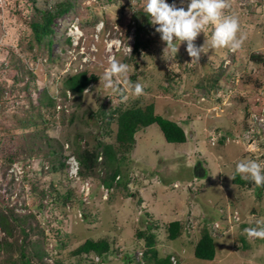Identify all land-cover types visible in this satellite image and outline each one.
I'll list each match as a JSON object with an SVG mask.
<instances>
[{"label":"rangeland","instance_id":"rangeland-1","mask_svg":"<svg viewBox=\"0 0 264 264\" xmlns=\"http://www.w3.org/2000/svg\"><path fill=\"white\" fill-rule=\"evenodd\" d=\"M64 2L72 8L55 16L53 33L37 41L31 22L42 17L38 9L55 13ZM229 4L225 12L238 17L243 45L235 52L206 49L199 63H191L186 44L175 58L163 54L166 45L152 25L142 36L150 42L134 51V15L143 11L144 0H14L0 10V214L10 223L5 225L9 233L0 228V264H95L99 260L93 252L75 253L87 239L110 243L105 264H153L145 259L150 234L159 255H170L177 264H264V239L244 233L264 220V190L228 177L235 176L241 160L264 162L259 124L264 117V0ZM211 32L208 26L197 46ZM113 57L129 65V79L143 85L142 95L125 91V100L103 87L101 77ZM81 71L96 75L82 94L83 106L107 109L103 121L95 117L99 130L95 119L87 130L62 119L76 104L72 94L65 96L63 83ZM44 89L55 101L49 111H55L57 122L39 136L89 131L84 137L91 144L95 135L116 144L117 118L109 113L153 103L155 113L188 131V140L167 142L158 124L140 130L133 150H120L122 173L107 199L104 165L97 175L83 178L92 184L88 194L74 175L77 168L80 176V164L71 149L60 160L47 156L46 139L31 137L42 126L21 127L30 105H40ZM214 131L227 132L231 140L210 144ZM175 220L182 223V234L171 240L167 225ZM204 229L215 236L212 261L195 256Z\"/></svg>","mask_w":264,"mask_h":264},{"label":"trees","instance_id":"trees-1","mask_svg":"<svg viewBox=\"0 0 264 264\" xmlns=\"http://www.w3.org/2000/svg\"><path fill=\"white\" fill-rule=\"evenodd\" d=\"M72 6V4L67 2L61 3L58 5L55 13L38 9V14L42 13V17L39 18V16H37L31 22L32 31L37 41L41 42L43 35L53 33V29L51 27L53 18L67 12L72 8ZM134 16L137 33L134 51L138 52L142 46H146V44L150 42V39L144 40L142 36L147 32L151 24L150 18L144 11H139ZM147 24L148 26L146 27ZM158 40H161L160 37L158 38ZM95 78L96 75H88L86 71H81L78 74L67 77L63 83L65 96L69 91L74 96L76 104L74 105L75 109L72 111V113L65 114V112H63L62 119L63 121H66L68 119V123L70 125H73L76 128H80V130H87L88 124H90L89 121L91 119L96 120L95 117L101 115L103 116V121L104 116L107 115V109L105 110V108L99 109L98 112H95L93 111V109L89 107L87 108L85 105L83 106L84 103L82 100V94L84 93L85 89L88 88L90 83L93 80H96ZM40 96L42 99L40 101V105H30L29 111L26 113V117L21 119V122H23L21 127L38 128L42 126V128H39L37 130V133L32 134L31 137L46 139V147L48 148L46 153L47 156L53 155V158H57V160H60L61 157L64 156L63 153L66 152L68 148H70L73 152L72 154L76 155L75 157H77V160L80 164L79 174L82 179L84 177H90L94 175L97 172L98 166L104 165L106 177L102 179V183L109 188H111L113 183L118 182L119 179H117V177L120 173H122L124 157L122 159L120 158V150L125 152H130L131 150H133L136 144L135 134L140 130H143L145 127L156 123L160 126L167 142L183 143L187 141V135L184 128L178 122L155 113L153 103L145 107H129L120 112L118 110H112L109 113L110 116L116 115L117 118L118 129L115 136L117 142L116 144L103 142V139H98L99 135L93 136L95 137L93 139V142L95 141V144H91L89 143L90 141L87 140L88 138L84 137L92 133H90L89 131H84L75 134L74 136L68 134V131L64 132L61 137L53 136V138H50L47 134L39 136L38 133H43V129H47L50 123L57 122L55 111H49L51 106H56L53 96L49 93L48 89H44ZM44 109L49 112H43L45 111ZM29 112H31V115H28ZM99 122V120H96L94 122V125L98 128V130L100 129ZM40 147L41 146H38V149H40ZM99 157H102L101 161H99ZM6 160L10 162L13 160V158L10 156L6 158ZM61 164H63V162ZM134 179L139 180V178ZM250 181L251 180L242 179L239 174L235 173L234 182L236 184L246 185ZM129 183L130 182H128V184ZM259 189L260 191H263L264 187H260ZM8 224H10L8 218H6V216H4L3 214H0V228H2V230L6 231L7 233H9V231L7 226L5 225ZM182 227V223L179 220L169 222V224L167 225L169 239H177L182 234ZM138 235L139 237L143 236L141 231ZM146 246L148 247L147 251H145V259H148L147 262L151 263V260H153V264H172L170 255H159L158 250L155 248V240L153 234L146 236ZM110 249V243L105 239H87L83 244L76 248L75 253L81 254L93 252L94 254L104 258L106 257V254L110 251ZM22 254L25 257L24 262H28V256L25 253ZM195 256L205 260H214L216 256V243L215 236L210 231V229H204V231L202 232L201 238L196 244ZM56 264L61 263L58 262Z\"/></svg>","mask_w":264,"mask_h":264},{"label":"clouds","instance_id":"clouds-1","mask_svg":"<svg viewBox=\"0 0 264 264\" xmlns=\"http://www.w3.org/2000/svg\"><path fill=\"white\" fill-rule=\"evenodd\" d=\"M228 8H230L229 0H172L171 3L168 0H144L143 11L150 18V24L154 27L155 33L159 34L161 41L166 45L163 54L175 58L180 45L186 44V52L191 58V63H199L202 54L207 53L206 49L228 48L235 52L243 45L246 37L243 34L238 35L241 31L239 19L235 15L226 14L225 10ZM208 26H212L211 38L205 37L203 44L197 46L195 41L201 33L204 34ZM177 41L179 42L178 45ZM129 71L128 64L122 63L114 57L110 58L108 67L101 77L103 87L120 94L125 100L127 99L124 94L125 91H131L135 96L142 95L144 93L143 85L139 82L132 83L129 79ZM85 92H89V89H85ZM68 94L71 93L68 91ZM148 127L145 128L148 129ZM185 133L188 140V131L185 130ZM213 135L216 140L212 139ZM235 136L236 139L240 138L237 135ZM208 137L209 143L213 145L218 141L225 140V142H228L231 140L227 132L216 133L214 131ZM73 157L77 161V158ZM99 160H102V157H99ZM199 166H201V163L196 164V169ZM201 171L203 174L200 176L205 175V171ZM235 173L239 174L242 179L251 180L257 187H264V162H257L252 159L241 160L235 166ZM228 177L231 180L235 178V176ZM76 178L84 182L83 187L87 182L91 193V182L81 179L78 174ZM117 179H120V175ZM177 186L178 184L175 183L174 187ZM102 189L105 191L103 197L107 199L106 193H109L110 188L102 183ZM256 223L258 227L246 228L244 233L249 239H264V220ZM215 230L218 231L216 228ZM101 259L102 264H105L103 257Z\"/></svg>","mask_w":264,"mask_h":264},{"label":"built area","instance_id":"built-area-1","mask_svg":"<svg viewBox=\"0 0 264 264\" xmlns=\"http://www.w3.org/2000/svg\"><path fill=\"white\" fill-rule=\"evenodd\" d=\"M14 2V0H0V10L1 9H3L6 5H9V4H11V3H13ZM259 124L264 128V117L263 118H260L259 119ZM247 136L245 135V139L248 141V140H251V139H248V138H246ZM212 139L213 140H216V137L213 135L212 136ZM258 158H260V159H262V157H261V155L258 157ZM74 159V158H73ZM261 162H263V161H261ZM74 175H75V177H77V168H75V173H74ZM84 188V190H87L88 191V194L90 193V187H89V184L86 182V185L83 187ZM98 257V260H99V262H96L95 261V264H102V259H101V257L100 256H97ZM171 260H173L172 262V264H177V260L173 257Z\"/></svg>","mask_w":264,"mask_h":264},{"label":"crops","instance_id":"crops-1","mask_svg":"<svg viewBox=\"0 0 264 264\" xmlns=\"http://www.w3.org/2000/svg\"><path fill=\"white\" fill-rule=\"evenodd\" d=\"M190 124H191V126H192V123H190ZM126 261L128 262L129 260L126 259ZM128 263H129V262H128Z\"/></svg>","mask_w":264,"mask_h":264},{"label":"water","instance_id":"water-1","mask_svg":"<svg viewBox=\"0 0 264 264\" xmlns=\"http://www.w3.org/2000/svg\"><path fill=\"white\" fill-rule=\"evenodd\" d=\"M203 174V172H200V175H202Z\"/></svg>","mask_w":264,"mask_h":264}]
</instances>
